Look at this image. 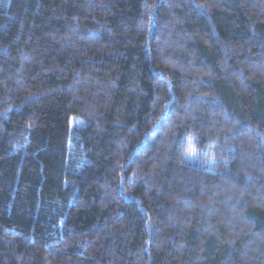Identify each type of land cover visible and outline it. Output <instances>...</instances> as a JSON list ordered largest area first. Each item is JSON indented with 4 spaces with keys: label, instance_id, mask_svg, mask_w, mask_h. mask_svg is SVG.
Returning <instances> with one entry per match:
<instances>
[{
    "label": "trees",
    "instance_id": "16d2710c",
    "mask_svg": "<svg viewBox=\"0 0 264 264\" xmlns=\"http://www.w3.org/2000/svg\"><path fill=\"white\" fill-rule=\"evenodd\" d=\"M0 264H264V0H0Z\"/></svg>",
    "mask_w": 264,
    "mask_h": 264
},
{
    "label": "rangeland",
    "instance_id": "374dc122",
    "mask_svg": "<svg viewBox=\"0 0 264 264\" xmlns=\"http://www.w3.org/2000/svg\"><path fill=\"white\" fill-rule=\"evenodd\" d=\"M71 123H72V127H74V126H76V125H78L79 123H80V121L79 120H77V119H73L72 121H71ZM193 153L191 152V155H192Z\"/></svg>",
    "mask_w": 264,
    "mask_h": 264
}]
</instances>
